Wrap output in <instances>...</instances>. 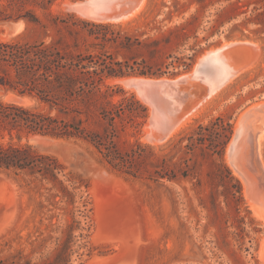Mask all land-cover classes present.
<instances>
[{
	"label": "rangeland",
	"instance_id": "obj_1",
	"mask_svg": "<svg viewBox=\"0 0 264 264\" xmlns=\"http://www.w3.org/2000/svg\"><path fill=\"white\" fill-rule=\"evenodd\" d=\"M65 1L55 2L52 11L79 17L64 6ZM263 10L264 0H146L140 13L128 21L98 22L113 24L122 37L139 39L130 47L110 42L105 48H92L130 63L135 72L109 82L137 96L119 79L150 76L139 74L141 68L163 73L151 77L175 78L190 72L205 52L228 42H254L260 51L243 59L244 69L251 67L241 70L198 116L165 141L148 138V104L149 117L139 132L132 127L119 130L115 144L121 155L129 153V141L136 138L146 146L143 157L131 160L137 171L113 168L83 139L30 137L37 150L57 156L67 171L89 183L90 254L82 258L74 254L72 264H264L260 253L264 220L254 213L227 158L239 116L264 101V31L254 20ZM50 31L58 35L56 29ZM44 32L41 25L22 19L0 21L3 39L33 42ZM0 98L35 103L32 97L3 87ZM219 117L233 126L223 153L217 142L223 139ZM202 132L208 135L203 142ZM256 158L264 172V137ZM28 182L27 175L0 170V256L22 248L37 251V259L39 251L50 254L63 238V203L51 206L47 190L29 187Z\"/></svg>",
	"mask_w": 264,
	"mask_h": 264
},
{
	"label": "trees",
	"instance_id": "obj_2",
	"mask_svg": "<svg viewBox=\"0 0 264 264\" xmlns=\"http://www.w3.org/2000/svg\"><path fill=\"white\" fill-rule=\"evenodd\" d=\"M57 1L0 0L1 22L22 19L41 25L45 31L33 42L0 38V87L35 100L34 104L25 105L0 98V170L29 176L30 182L26 184L46 189L51 206L63 203V238L50 254L39 251L36 259L37 251L20 248L0 256V264H72L74 254L79 258L90 254L89 183L67 171L57 156L37 150L30 143L31 136L83 139L120 171H137L131 160L143 157L146 149L136 138L129 141L132 143L129 153L121 155L115 144L119 130L132 127L137 133L149 117L148 105L134 92L109 82L135 72L133 67L109 52L92 49L105 48L110 42L130 47L132 43L138 44L139 39L122 37L111 23L81 19L72 13H55L52 6ZM254 20L262 24L259 31H264V10ZM50 28L56 29L58 35L51 33ZM137 72L150 76L163 74L142 68ZM216 121L221 131L219 136H223L217 141L223 153L233 126L221 117ZM206 136L202 132L199 138L203 142ZM35 241L27 240L31 245Z\"/></svg>",
	"mask_w": 264,
	"mask_h": 264
},
{
	"label": "water",
	"instance_id": "obj_3",
	"mask_svg": "<svg viewBox=\"0 0 264 264\" xmlns=\"http://www.w3.org/2000/svg\"><path fill=\"white\" fill-rule=\"evenodd\" d=\"M145 1L146 0H73L69 9L75 12L79 17L89 21L120 20L138 11ZM238 46L247 47V50L250 49V54L244 58L239 56L235 59V64L232 63V67H244L243 59L250 56L255 57L260 51L259 46L254 42H231V45L225 47L223 50L226 51L228 48ZM211 52L206 54L205 59L202 61L203 67L199 66L196 74L189 78L183 77V79H176V77L165 78L151 76L127 77L128 79L125 81L126 86L133 88L137 92L139 98L148 104L149 107H152V112H150L149 117L151 126V131L148 134L149 139L158 142L165 141L170 137L171 132L178 123L184 118L186 109L189 108L190 110L193 102L197 100L201 101L209 95L211 89L210 82L211 79L214 80V78H212L214 72H204V75L203 70L206 69V62L211 61ZM209 75L211 79L207 77ZM218 79L219 82L224 78ZM243 122L245 127L244 133L247 134L250 142H248V147L251 146L253 149L254 144L255 147L257 146L259 131L264 128V103L249 108L243 116ZM253 124H256L258 129H256ZM245 134L238 139V148H241L243 145ZM250 151L252 152L249 148V154L247 155L248 161L250 166L255 169L253 163L256 159L254 155L255 152L251 154ZM256 172L261 177V182L259 181L261 184L257 183V187L264 191V173L261 170ZM263 195L258 196L257 203L264 212Z\"/></svg>",
	"mask_w": 264,
	"mask_h": 264
},
{
	"label": "bare ground",
	"instance_id": "obj_4",
	"mask_svg": "<svg viewBox=\"0 0 264 264\" xmlns=\"http://www.w3.org/2000/svg\"><path fill=\"white\" fill-rule=\"evenodd\" d=\"M71 3H72V1L66 0L64 2V6L69 9ZM142 8H143V6L138 11H136L134 14H132L126 18L120 19V20H108V21H97V22H125V21H128V20L132 19L133 17L137 16L138 13H140V10ZM230 45H231V42H228V43L223 44L221 47L212 48L211 50L205 52L202 56L199 57V59L197 60V63L194 65L193 69L190 72L184 73V74L176 77V79H183V77L189 78V77H192L193 75H195L197 70H198V67L199 66L203 67L202 61L205 59L206 54H208L209 52L212 51L211 52L212 53L211 61L206 62V69H205L206 71L203 70V73L209 72V71L214 72V76L212 77V78H214V80L211 79L210 75L207 76L208 78L211 79V82H210L211 84L209 83L211 86L210 93L201 101L197 100V101L193 102L190 110H189V108L186 109L184 118L174 128V130L171 132L170 136H173L174 134H176L185 125H187L192 119H194V117L198 116V114L204 109L206 104L221 89H223L225 86H227V83L231 82L232 79L235 76H237L241 70L244 69L245 66L244 67H232L233 66L232 63L235 64V59H237L239 56H241L243 58L249 56L250 49L247 50V47L238 46V47L228 48L226 51L223 50L225 47H227V46L229 47ZM221 50H222V52H221ZM254 61H256V60H254ZM250 67H251V65L249 67L245 68L243 71H245L246 69H249ZM201 75H203V74H201ZM204 75H205V73H204ZM222 77L224 79H222L221 81L218 82V80H219L218 78L221 79ZM127 79L128 78H121V79H119V81L126 85L125 81ZM195 85H196V83H195ZM262 103H264V101L254 103L253 105L249 106L239 116L237 124H236V129H235L236 132H235V134H234V136H233V138H232V140L228 146V149H227V156H228L227 158H229V162H230L234 172L241 178V180L244 184V192L246 194V197L248 198L247 200L250 203L254 213L258 217H260L261 219L264 220V212L262 211L260 205H258V203H257L258 196L259 195L262 196L264 194L263 189L260 190L257 187V183L261 184L260 183L261 177L257 174L256 171L259 172L260 169L262 171V168L259 169L258 162L256 163V160H254V161L252 160L254 163V167H255V169H253V167L250 166L249 161H248V157H247V155L249 154V148H250V150H252V152L250 151L251 154H253L255 152L254 155L256 156V151L258 152V147H259L260 141L264 137V128H262L259 131V135L257 138V146L255 147V144H254L253 149H252L251 146L248 147L249 140H248L247 134L244 133L245 127H244V122H243V116H244L245 112L249 108H251L253 106H257V105L262 104ZM150 112H152L151 106H150ZM253 125L256 129H258L256 124H253ZM148 126L150 127V131H151L150 120H149ZM244 134H245L244 143L241 146V148H238L237 141ZM155 142H157V141H155ZM254 192H255V194H254ZM260 253H262V256L264 258V239H263L261 246H260Z\"/></svg>",
	"mask_w": 264,
	"mask_h": 264
}]
</instances>
